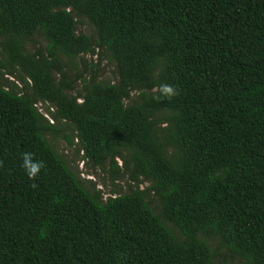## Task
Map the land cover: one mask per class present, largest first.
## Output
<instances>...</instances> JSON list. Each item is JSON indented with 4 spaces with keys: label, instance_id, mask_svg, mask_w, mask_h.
<instances>
[{
    "label": "trees",
    "instance_id": "obj_1",
    "mask_svg": "<svg viewBox=\"0 0 264 264\" xmlns=\"http://www.w3.org/2000/svg\"><path fill=\"white\" fill-rule=\"evenodd\" d=\"M0 79V264H212L210 238L264 264V0H0ZM62 124L134 189L85 188L46 140Z\"/></svg>",
    "mask_w": 264,
    "mask_h": 264
},
{
    "label": "rangeland",
    "instance_id": "obj_2",
    "mask_svg": "<svg viewBox=\"0 0 264 264\" xmlns=\"http://www.w3.org/2000/svg\"><path fill=\"white\" fill-rule=\"evenodd\" d=\"M78 31L93 37L95 36L94 28L87 21H83L82 25L78 27ZM44 45V40L40 36H36L29 43V49L33 47H43ZM83 59L88 63H90L92 60L96 63L98 62V58L91 57L89 55L85 56ZM99 63V77L104 81H114V65L108 61L105 54L102 55ZM65 64L67 66L68 74L72 78L77 73H79V71H81L79 60H65ZM3 79H7L8 83H14L19 88L22 87L16 78L4 75ZM0 81L1 83H5L2 79H0ZM40 106L42 107V110H45V105L41 103L40 105H37L39 109ZM71 135H73L71 127L62 124L60 125V131L58 133L46 134L45 137L48 143L63 158L68 168L82 182L85 188H87L90 192H100L104 200L108 197L126 194L130 190L134 189L135 185L129 181L128 176L111 181L112 173L110 172L109 166L107 164L102 169L89 165L86 160L83 159V153L80 150L76 140L73 141L72 146L68 145V143L65 141L64 137ZM117 164L119 167H123L122 161L118 160ZM146 187H148V183L146 182H142V184L139 186L140 189H144ZM148 201L150 203V208L155 214H158L160 209L156 198L149 196ZM167 226L174 232L177 239H182L180 232L176 228L170 224H167ZM205 241L210 246V249L214 255L212 264H247L244 259L231 254L225 247L221 246L217 238L205 239Z\"/></svg>",
    "mask_w": 264,
    "mask_h": 264
},
{
    "label": "clouds",
    "instance_id": "obj_3",
    "mask_svg": "<svg viewBox=\"0 0 264 264\" xmlns=\"http://www.w3.org/2000/svg\"><path fill=\"white\" fill-rule=\"evenodd\" d=\"M164 91L167 94H171L172 89H170L168 87H165ZM22 167L24 168L25 173L27 174V176L30 179H32V178H35L37 176V174L39 173L40 169L42 168V164H40L39 162L34 161L32 155L30 153H25L23 155Z\"/></svg>",
    "mask_w": 264,
    "mask_h": 264
},
{
    "label": "built area",
    "instance_id": "obj_4",
    "mask_svg": "<svg viewBox=\"0 0 264 264\" xmlns=\"http://www.w3.org/2000/svg\"><path fill=\"white\" fill-rule=\"evenodd\" d=\"M39 105H40V103H38ZM37 104V105H38ZM37 105H36V107H37ZM38 108V107H37ZM39 109V108H38ZM39 112L41 113V114H43V116L46 118V119H48L49 121H51V119L49 118V116H48V114L45 112V111H43L42 110V107L40 106V109H39Z\"/></svg>",
    "mask_w": 264,
    "mask_h": 264
}]
</instances>
